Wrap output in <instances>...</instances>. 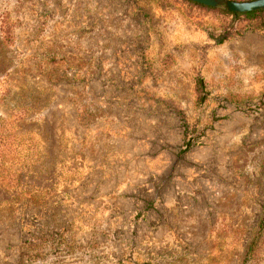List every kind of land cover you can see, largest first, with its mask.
<instances>
[{"label":"rangeland","instance_id":"obj_1","mask_svg":"<svg viewBox=\"0 0 264 264\" xmlns=\"http://www.w3.org/2000/svg\"><path fill=\"white\" fill-rule=\"evenodd\" d=\"M230 22L0 0V264H264V28Z\"/></svg>","mask_w":264,"mask_h":264},{"label":"trees","instance_id":"obj_2","mask_svg":"<svg viewBox=\"0 0 264 264\" xmlns=\"http://www.w3.org/2000/svg\"><path fill=\"white\" fill-rule=\"evenodd\" d=\"M188 3H190L191 5H194L200 9L212 12V13H218V14H222L225 15L227 17L231 18V22L226 26V29L224 31V35H222V41H226L229 38L233 37V32H234V28L236 23H240L242 21H248L250 28L253 29H262L264 28V10H260V11H253V12H249V13H233V12H229L223 9H218V8H213V7H206L204 5L201 4H197L194 3L190 0H184ZM232 1H236V0H232ZM3 43L6 46H11L14 43V38H13V34H11L9 31H7L6 33H4L3 35ZM221 41V42H222ZM196 86H197V92H198V99H197V104L199 106L203 105L206 100H207V93H206V83L204 81V79L201 76H198L196 78ZM5 124V119H3L2 117H0V130L1 128H3ZM4 135H0V139H3ZM9 137H7L5 135V139H8Z\"/></svg>","mask_w":264,"mask_h":264},{"label":"water","instance_id":"obj_3","mask_svg":"<svg viewBox=\"0 0 264 264\" xmlns=\"http://www.w3.org/2000/svg\"><path fill=\"white\" fill-rule=\"evenodd\" d=\"M194 3L223 9L233 13H249L264 10V0H254L249 2H236L231 0H190Z\"/></svg>","mask_w":264,"mask_h":264}]
</instances>
